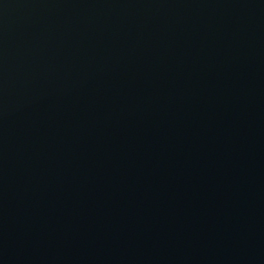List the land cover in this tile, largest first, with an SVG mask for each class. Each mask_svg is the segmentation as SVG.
<instances>
[{
	"label": "water",
	"instance_id": "1",
	"mask_svg": "<svg viewBox=\"0 0 264 264\" xmlns=\"http://www.w3.org/2000/svg\"><path fill=\"white\" fill-rule=\"evenodd\" d=\"M0 264H264V0H0Z\"/></svg>",
	"mask_w": 264,
	"mask_h": 264
}]
</instances>
